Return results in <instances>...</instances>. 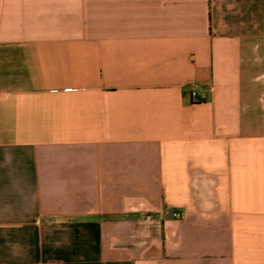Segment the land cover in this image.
<instances>
[{
	"label": "crops",
	"instance_id": "obj_1",
	"mask_svg": "<svg viewBox=\"0 0 264 264\" xmlns=\"http://www.w3.org/2000/svg\"><path fill=\"white\" fill-rule=\"evenodd\" d=\"M0 264H264V0H0Z\"/></svg>",
	"mask_w": 264,
	"mask_h": 264
},
{
	"label": "built area",
	"instance_id": "obj_2",
	"mask_svg": "<svg viewBox=\"0 0 264 264\" xmlns=\"http://www.w3.org/2000/svg\"><path fill=\"white\" fill-rule=\"evenodd\" d=\"M197 90V86L195 85H190L189 86V91L195 92ZM199 100L204 101L205 100V95L203 93L199 94ZM171 217L176 220L183 219V215L179 214L178 212H172Z\"/></svg>",
	"mask_w": 264,
	"mask_h": 264
}]
</instances>
